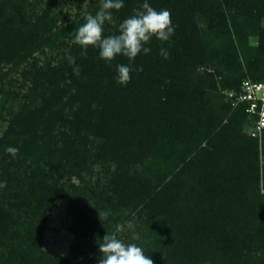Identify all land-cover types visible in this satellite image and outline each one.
Here are the masks:
<instances>
[{"label": "trees", "instance_id": "obj_1", "mask_svg": "<svg viewBox=\"0 0 264 264\" xmlns=\"http://www.w3.org/2000/svg\"><path fill=\"white\" fill-rule=\"evenodd\" d=\"M87 1L84 12L81 0L79 11L62 15L54 4L38 13L37 1L0 0V73L32 51L45 56L21 71L25 103L0 138V264H98L103 236L126 222L138 226V237H118L154 264H200L210 244L230 264H264L259 137L248 134L247 105L231 112L218 93L239 92L247 79L264 82V0H148L170 10L174 34L167 42L153 37L151 52L134 61L111 62L96 47L72 44L84 18L101 8V0ZM123 2L105 22V37L118 34L144 0ZM250 37L258 39L261 67L249 66ZM119 64L143 70L122 86ZM9 146L19 149L15 157ZM189 179L196 180L187 186ZM188 189L200 194L184 210ZM61 198L73 217L74 260L42 246Z\"/></svg>", "mask_w": 264, "mask_h": 264}, {"label": "clouds", "instance_id": "obj_2", "mask_svg": "<svg viewBox=\"0 0 264 264\" xmlns=\"http://www.w3.org/2000/svg\"><path fill=\"white\" fill-rule=\"evenodd\" d=\"M124 7L123 0H101V8L95 15L88 14L83 23L77 30L72 40V44L86 49L89 46L99 49L101 59L111 62L117 56L127 57L129 61L143 52L147 55L151 52L150 47H146L153 37L161 42H167L175 32L172 24L171 12L168 9L156 10L151 7L148 0L140 5L134 15L126 18L119 24L118 34L105 37V22L113 19V10H120ZM160 55L168 59L169 53L165 48L160 49ZM70 64L75 65V57H67ZM142 67H132L130 65H117L116 82L126 86L131 81L133 71L140 72ZM75 75H80L79 66L74 67ZM15 157L19 149L9 146L6 149ZM115 164L112 170L115 171ZM6 187V181L0 182V188ZM108 215V213H104ZM124 231V225L117 223L115 231L108 232L99 243L100 256L98 264H154L149 255H145L144 250L135 243L125 244L118 234Z\"/></svg>", "mask_w": 264, "mask_h": 264}, {"label": "rangeland", "instance_id": "obj_3", "mask_svg": "<svg viewBox=\"0 0 264 264\" xmlns=\"http://www.w3.org/2000/svg\"><path fill=\"white\" fill-rule=\"evenodd\" d=\"M23 1V0H22ZM19 0V2H22ZM37 1L38 5V13L42 11L45 7H47L49 4H54L55 10H61L62 15L63 14H75V12L79 11V5L81 3V0H28V2ZM88 1L83 0L82 2V11L84 12L87 7ZM263 26H264V20H263ZM248 46H249V55L254 56V60L251 62V67H261L262 57L260 55V52H257L258 50V39L256 37H250L248 38ZM34 58H39L40 61H44L45 56L41 55L40 52L32 51L27 55V57H24L23 60L18 63L17 67H7L6 69L2 70L3 72L0 73V138L4 134V132L7 130V127L12 120V118L19 113V111L22 109L25 99L21 97L22 95H25L27 93V88L29 85L26 84V88L20 89V85L22 83L20 74L21 71L26 67V64L31 62ZM247 63L242 61V72H247ZM247 68V69H246ZM211 70L208 69V72ZM203 72V70H202ZM201 72V73H202ZM14 79V85L12 83V86L8 85V82ZM229 89H223L219 88V94L222 96V101L224 103H228L231 107V112L235 111L236 107H234L231 103V100H229L228 93ZM20 94L18 97H14L15 94ZM243 131L245 132L246 129L243 124ZM247 134V132H245ZM248 134L251 137H255L251 132H248ZM258 140V157L260 160V165L264 168V136L257 138ZM100 170L99 167H96L95 173L97 175L98 171ZM94 175L93 181L97 177ZM196 180V179H194ZM193 179H189L186 184L188 186V183H193ZM261 189L264 193V184L261 183ZM188 194H185L183 196V202L181 203L182 209H187L189 207H193L197 200L199 199V192L198 194H191L190 189L187 190ZM54 208L49 216V220L46 226V230L44 233V240H43V249L51 254L57 255V256H63L69 259H75L76 257L71 252V247L75 242V235L69 231V226L72 222V214L68 210V199H58L56 203H54ZM122 212V211H121ZM124 215H127L126 213H123ZM105 219V216H99V220ZM159 223V222H158ZM168 223V222H166ZM166 223H161V227L167 225ZM165 224V225H163ZM138 226L133 224L132 222H126L124 224V231L121 232V237H126L127 235L133 237L134 239L138 237L137 228ZM83 244V243H81ZM212 245V246H211ZM209 246L205 248V250H201L200 255V264H230V261L228 258L223 257L221 254V250H218L213 244H210ZM207 249V250H206ZM260 252L255 254L253 256L254 260H257L256 257L260 256ZM80 259L77 257V260Z\"/></svg>", "mask_w": 264, "mask_h": 264}, {"label": "built area", "instance_id": "obj_4", "mask_svg": "<svg viewBox=\"0 0 264 264\" xmlns=\"http://www.w3.org/2000/svg\"><path fill=\"white\" fill-rule=\"evenodd\" d=\"M232 105H247L246 113L254 123L252 134L260 137L264 131V82L243 81L239 92H229Z\"/></svg>", "mask_w": 264, "mask_h": 264}]
</instances>
